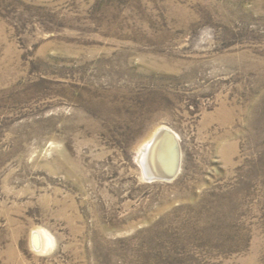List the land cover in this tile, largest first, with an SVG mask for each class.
I'll use <instances>...</instances> for the list:
<instances>
[{"label": "rangeland", "instance_id": "1", "mask_svg": "<svg viewBox=\"0 0 264 264\" xmlns=\"http://www.w3.org/2000/svg\"><path fill=\"white\" fill-rule=\"evenodd\" d=\"M0 264H264V0H0Z\"/></svg>", "mask_w": 264, "mask_h": 264}, {"label": "water", "instance_id": "2", "mask_svg": "<svg viewBox=\"0 0 264 264\" xmlns=\"http://www.w3.org/2000/svg\"><path fill=\"white\" fill-rule=\"evenodd\" d=\"M157 137L158 138H156L154 145L155 146L159 145L161 147L165 146V148L168 151L167 154H163L162 151L161 160L156 159L152 163L151 166L155 168L156 172L150 173L149 172L150 166L146 165V162L143 161L141 158L139 159V164L147 180L170 182L176 178L180 168V149H179L177 136L171 130H163L158 133ZM159 168H163V172Z\"/></svg>", "mask_w": 264, "mask_h": 264}, {"label": "bare ground", "instance_id": "3", "mask_svg": "<svg viewBox=\"0 0 264 264\" xmlns=\"http://www.w3.org/2000/svg\"><path fill=\"white\" fill-rule=\"evenodd\" d=\"M163 130H168V129H166V128H163V129H161V130H159L158 132H157V134L148 142V143H146L145 144V146L144 147H142L141 149H142V152H141V155H140V157H139V159L141 158L143 161H145L146 162V165H149L150 167H149V172L150 173H154V172H156L155 171V168H153V166H151L152 165V163L154 162V160H156V159H160L161 160V158H162V151H163V154H167V149L165 148V146L164 147H161V146H155L154 145V142H155V140H156V138H158L157 136H158V133L160 132V131H163ZM144 153V154H143ZM149 153V154H148ZM148 154V155H147ZM160 167H162V166H160ZM159 169H161V171L163 172V168H159ZM143 171V170H142ZM160 171V170H159ZM14 224V223H13ZM13 250V249H12ZM11 251V250H10ZM11 254H13V253H11ZM11 256V255H10ZM13 256H15V255H13ZM9 257V256H8ZM10 258V257H9ZM15 259H16V257H14ZM20 261V260H19ZM18 261V262H19ZM17 262V263H18Z\"/></svg>", "mask_w": 264, "mask_h": 264}]
</instances>
